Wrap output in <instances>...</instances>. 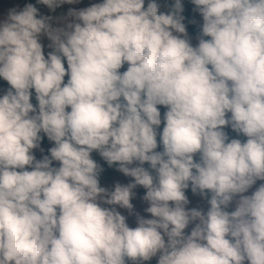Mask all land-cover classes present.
Instances as JSON below:
<instances>
[{
    "label": "clouds",
    "instance_id": "obj_1",
    "mask_svg": "<svg viewBox=\"0 0 264 264\" xmlns=\"http://www.w3.org/2000/svg\"><path fill=\"white\" fill-rule=\"evenodd\" d=\"M189 3L0 11V264H264V0Z\"/></svg>",
    "mask_w": 264,
    "mask_h": 264
},
{
    "label": "rangeland",
    "instance_id": "obj_2",
    "mask_svg": "<svg viewBox=\"0 0 264 264\" xmlns=\"http://www.w3.org/2000/svg\"><path fill=\"white\" fill-rule=\"evenodd\" d=\"M12 2H14V0H0V11H2L6 6H10V4ZM87 2H88V0H83V3L84 4H86ZM183 3H184V11H188L189 10L188 12H190L192 14V20L198 26L199 17H198V15H196L195 13L192 12V7L193 6L189 3V0H183ZM65 7H67V6H65ZM42 11H46V10L42 8ZM189 35L192 36V37H194V35H192L190 33H189ZM48 146L49 145H41V147H43L45 149V151H46V149H47ZM35 154H36L37 158H39L40 153L37 151ZM128 180H130V178L124 177L122 174L116 172L115 174H113L109 178H107L105 180H102L100 182L103 185H110L114 181H119L121 183H126V182H128ZM134 191L136 193L135 197L132 200V203H133V206H134V211L135 212H139L142 215H144L143 208L146 205L141 200V196L138 194V187L136 189H134ZM186 195L189 198V205H188V207H200V208L206 207L205 201L202 200L198 195H193V194H186ZM124 214H126V213H124ZM128 223H129L130 226H134V217L133 216H129L128 217Z\"/></svg>",
    "mask_w": 264,
    "mask_h": 264
},
{
    "label": "trees",
    "instance_id": "obj_3",
    "mask_svg": "<svg viewBox=\"0 0 264 264\" xmlns=\"http://www.w3.org/2000/svg\"><path fill=\"white\" fill-rule=\"evenodd\" d=\"M42 8H43V6H41V10H42ZM188 11H184L183 12V15L185 16L186 28H187L188 33H190V34L195 36V34H196L197 30H198V27H197V24L192 20V14L190 12H188ZM189 20H192L193 22L189 23L188 22ZM0 86L4 87V86H6V84L4 82L0 81ZM161 111H163V109H161ZM41 145H49V142L46 139H44V140H42ZM92 157L98 163H100L102 168H103V171H102L101 176H100V181L109 178L110 176H112L113 174H115L117 172L115 170L114 166L111 167V168L108 167L95 152L92 153ZM138 194L140 196H142V194H143V189L142 188L138 187ZM186 194H192V193L190 191H186Z\"/></svg>",
    "mask_w": 264,
    "mask_h": 264
}]
</instances>
